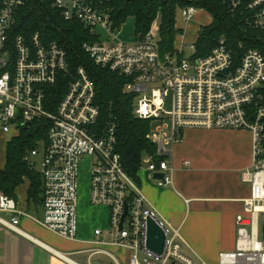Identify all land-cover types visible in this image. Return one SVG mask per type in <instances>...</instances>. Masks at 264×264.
Here are the masks:
<instances>
[{"label": "built area", "instance_id": "1", "mask_svg": "<svg viewBox=\"0 0 264 264\" xmlns=\"http://www.w3.org/2000/svg\"><path fill=\"white\" fill-rule=\"evenodd\" d=\"M26 2L0 0V132L17 137L32 124L45 125L40 172L43 218L38 223L66 240H77L79 171L84 158L90 157V202L109 208L110 228L105 238L102 230H96L99 239L92 243L89 259L104 255L121 264L120 257L106 249L113 247L127 253L128 264H197L185 253L188 245L181 228L148 204L126 172L117 150L116 126L98 127L101 112L87 71L70 72L67 53L57 42H45L40 33H18L16 14ZM223 3L242 17L244 32L261 35L253 40H259L262 49L246 48L244 42L235 49L221 37L205 56H197L196 44L191 43V57H186L176 48V40L173 52L162 53L151 30L133 43L115 36L112 10L103 2L53 0L66 21L90 30L93 40L85 42L83 50L95 65L129 80L125 91L135 95L134 115L155 126L148 139L156 146L158 162L150 157L148 164L151 172L165 174L159 186L172 183L168 148L179 143L185 131L252 133V170L242 175L251 197L235 219L234 250L220 253L217 264H264V0ZM198 10L190 6L179 13L190 22ZM99 30L109 33L105 42ZM182 35L181 30L177 37ZM168 100L171 110L166 109ZM39 154L37 146L27 152L25 161L32 166V158ZM0 213L13 215L10 220L0 215L1 226L25 235L20 219L29 215L17 208L13 198L0 195ZM150 220L165 234L162 254L148 248Z\"/></svg>", "mask_w": 264, "mask_h": 264}, {"label": "crops", "instance_id": "2", "mask_svg": "<svg viewBox=\"0 0 264 264\" xmlns=\"http://www.w3.org/2000/svg\"><path fill=\"white\" fill-rule=\"evenodd\" d=\"M11 138L0 132V170L5 168ZM168 149L167 161L174 169L172 183L158 185L155 173L149 170L148 156L144 157L137 183L148 204L168 223L181 228L188 245L185 253L197 264H217L220 253L234 250L235 219L251 197L250 185L242 175L252 170V133L187 130L181 141ZM84 159L92 163L90 157ZM29 189L30 181L25 178L14 198L17 208L29 215L20 219L19 228L25 235L0 225V264H93L96 256L90 260L88 251L99 239L96 230H102L105 238L110 228L109 208L93 206L90 191L80 195L77 240L70 241L38 223L43 218V202L30 203ZM0 215L8 220L13 217ZM108 264L114 263L111 260ZM121 264H128L127 253H123Z\"/></svg>", "mask_w": 264, "mask_h": 264}, {"label": "trees", "instance_id": "3", "mask_svg": "<svg viewBox=\"0 0 264 264\" xmlns=\"http://www.w3.org/2000/svg\"><path fill=\"white\" fill-rule=\"evenodd\" d=\"M103 2L112 10L116 28H120L128 17L137 23L136 37H144L153 22L161 18L162 53L175 50V40L181 33L176 26L177 12L184 7L206 10L212 23L202 28L196 43L197 56L207 55L221 37L227 38L230 46L237 48L244 42L246 48L262 49L259 40H253L257 32H244L242 17L233 14L223 0H93ZM18 33L31 36L40 33L45 42H57L67 53L70 72L84 68L96 89V104L101 115L98 127L105 129L114 124L117 130V150L122 156L126 172L138 182V172L143 166L144 157H156V146L148 139L151 122L138 119L134 115L135 95L127 93L128 79L98 67L83 50V44L92 41L88 28L77 21H66L62 13L53 5V0H27L26 5L17 11ZM46 141V128L43 124H32L22 129L19 136L9 141L6 152V165L0 170V193L15 198L16 189L27 178L30 181L29 202L42 204L43 180L40 173L25 161L29 150L38 146V141Z\"/></svg>", "mask_w": 264, "mask_h": 264}, {"label": "rangeland", "instance_id": "4", "mask_svg": "<svg viewBox=\"0 0 264 264\" xmlns=\"http://www.w3.org/2000/svg\"><path fill=\"white\" fill-rule=\"evenodd\" d=\"M67 3H71L73 0H62ZM177 28L179 30H183L184 33L179 38H176V48L180 51H184L186 57H191V52L188 49V45L191 43H197L200 37V32L202 28L209 26L212 23L211 15L204 9H199L198 13L196 14L195 18L190 21L186 22L181 19L179 11L177 12ZM161 18L158 17L152 24L151 27V35L155 41L160 42L161 40ZM136 32H137V23L133 17H128L121 27L114 30V35L117 36L120 40L126 43H133L136 41ZM99 34L101 35L102 40L105 42L108 37L109 33L107 31L99 30ZM151 85L150 87H152ZM136 102V100H135ZM166 109L171 110V101L168 100L166 102ZM151 129L153 130L155 126L151 123ZM18 137V136H17ZM16 137H12L10 139L13 140ZM39 151L40 154L37 157H33L31 160V164L35 169V172H41V163L43 161L44 152H45V142L38 141ZM2 157V156H1ZM144 163V162H143ZM90 164L91 160L84 159L80 165L79 171V195L84 196L87 195L88 191H90ZM67 247V245H64ZM71 247V246H69ZM73 247V246H72ZM71 247V248H72ZM106 249L120 257V260H123V253L120 249L113 248V247H106ZM75 259H78L77 256H74ZM111 262V259L104 255H98L93 260V264H108Z\"/></svg>", "mask_w": 264, "mask_h": 264}, {"label": "water", "instance_id": "5", "mask_svg": "<svg viewBox=\"0 0 264 264\" xmlns=\"http://www.w3.org/2000/svg\"><path fill=\"white\" fill-rule=\"evenodd\" d=\"M154 179L156 180H165L164 173H155ZM127 214V211L125 215ZM263 235H264V226H263ZM165 246V234L164 232L153 222L149 221L148 223V248L157 253L162 254Z\"/></svg>", "mask_w": 264, "mask_h": 264}]
</instances>
